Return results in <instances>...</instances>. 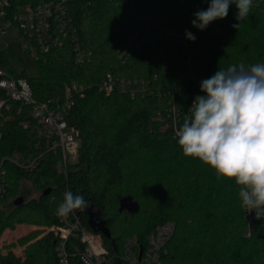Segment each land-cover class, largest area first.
Returning a JSON list of instances; mask_svg holds the SVG:
<instances>
[{
  "label": "trees",
  "instance_id": "1",
  "mask_svg": "<svg viewBox=\"0 0 264 264\" xmlns=\"http://www.w3.org/2000/svg\"><path fill=\"white\" fill-rule=\"evenodd\" d=\"M51 0H15L16 5ZM143 6L151 17L148 34L132 57L123 62L117 52L142 23L134 7ZM211 0H71L69 7L81 48L91 61L77 63L74 45L65 40L62 48L35 59L38 75L18 71L5 50L0 49V68L29 82L35 98L53 108L64 102L68 84L87 88L66 119L79 132L78 163L63 173L61 157L47 152L54 139L32 116V107L14 104L0 116V159L14 152L45 151L46 158L32 173L8 166L9 193L0 201V237L6 229L25 221L60 225L56 209L65 191L80 194L90 202L77 211L82 225L99 234L112 264H129L125 241L136 240V252L148 247L149 235L172 221L175 234L162 252L163 264H264V231L252 238L244 235L245 219L234 181L217 179L215 171L198 159L187 157L178 146L169 118L171 92L180 110L181 122L200 83L220 68L243 62L264 63V0H254L247 21L232 27L238 9L230 5L226 18L201 31L192 26L194 13L206 10ZM165 29L190 31L195 41L190 52ZM101 30V31H98ZM191 53V66L187 65ZM138 81L137 97L116 90L105 95L97 85L108 75ZM143 83V84H142ZM181 89V90H178ZM28 182L40 195L21 205V184ZM131 197L139 210L131 214L121 204ZM57 239L51 234L28 250L24 264H58ZM71 238L68 250L72 264H83L74 255L84 249ZM0 264H20L0 254Z\"/></svg>",
  "mask_w": 264,
  "mask_h": 264
},
{
  "label": "built area",
  "instance_id": "2",
  "mask_svg": "<svg viewBox=\"0 0 264 264\" xmlns=\"http://www.w3.org/2000/svg\"><path fill=\"white\" fill-rule=\"evenodd\" d=\"M70 1L51 0L39 4L16 5L15 0H0V38L8 37L10 32L18 33L24 48L36 58L38 54H48L62 48L65 40L70 39L74 45L77 63L84 65L90 62L91 54L84 51L78 42L77 28L69 7ZM134 2L133 6L140 13L142 23L128 41L117 50L123 62L132 57L134 50L146 38L148 22L151 20L146 9L138 6L136 1ZM164 35L167 38H174L185 51L190 52V42L186 39L185 32L165 29ZM188 54L187 65L190 67L191 53ZM138 85V81L108 74L97 85V89L107 96L118 90L129 94L134 99L138 95L135 89ZM176 92L177 90L171 92L173 99L168 111L174 125V132L181 122L180 110L175 104ZM86 93L85 86L72 82L65 88L64 102L57 108H53L35 98L27 79L13 76L0 68V116L11 112L14 104L32 107V116L50 132L51 137H54L47 152L60 155L62 161L58 166L59 173L66 171L70 165L78 163L79 132L69 124L66 115L75 106L76 100L84 98ZM47 152L38 151L32 154L14 152L0 159V201L4 200L9 193L8 166H15L25 173L35 172L44 162ZM243 215L246 223L244 231L246 238L250 239L260 230L264 231V219L258 220L254 212L245 213L244 210ZM59 218L61 224L52 225L50 229V233L58 241L56 249L58 264H72L71 253L68 250V241L71 238L80 239L85 245L84 249L76 248L73 253L83 264H112L113 260L102 237L88 231L82 225L77 213L66 218ZM175 230L176 224L172 221L161 224L149 235L148 247L141 248L138 252H136V240L127 239L123 259L129 264H163L162 252L175 234ZM13 254L19 256L17 252Z\"/></svg>",
  "mask_w": 264,
  "mask_h": 264
},
{
  "label": "clouds",
  "instance_id": "3",
  "mask_svg": "<svg viewBox=\"0 0 264 264\" xmlns=\"http://www.w3.org/2000/svg\"><path fill=\"white\" fill-rule=\"evenodd\" d=\"M235 4L239 29L247 21L254 0H211L191 21L203 31L209 24L227 17ZM186 39L196 36L185 32ZM202 95L195 96L175 130L178 146L185 156L212 168L217 179L234 181L245 213L264 219V63L243 62L220 68L200 83ZM90 202L72 191L63 193L56 209L59 217L85 211Z\"/></svg>",
  "mask_w": 264,
  "mask_h": 264
},
{
  "label": "rangeland",
  "instance_id": "4",
  "mask_svg": "<svg viewBox=\"0 0 264 264\" xmlns=\"http://www.w3.org/2000/svg\"><path fill=\"white\" fill-rule=\"evenodd\" d=\"M0 49L7 52L12 64L18 71H24L29 77L38 75L36 57L24 48L18 33L10 32L8 37L0 38ZM21 186L22 196H24L25 201L40 197L38 193L32 190V186L28 182H23ZM36 221H25L22 224H17L12 229L9 228L4 231L0 237V254L2 257H13L14 261L20 264L26 262L28 250L36 247L45 237L51 235L50 229L52 225L39 222V218ZM16 252L19 256L13 254Z\"/></svg>",
  "mask_w": 264,
  "mask_h": 264
},
{
  "label": "water",
  "instance_id": "5",
  "mask_svg": "<svg viewBox=\"0 0 264 264\" xmlns=\"http://www.w3.org/2000/svg\"><path fill=\"white\" fill-rule=\"evenodd\" d=\"M24 202V198H19L17 199V201L15 202L16 205H21ZM126 209L128 210L131 214H135L136 212H138L139 210V204L136 202H133V199L131 197L126 198L123 200L122 204H121V212H123V210ZM141 255H142V251H141ZM141 258V256H140Z\"/></svg>",
  "mask_w": 264,
  "mask_h": 264
}]
</instances>
